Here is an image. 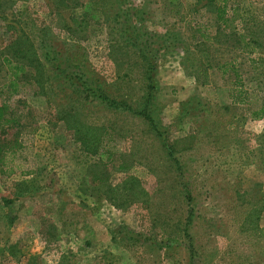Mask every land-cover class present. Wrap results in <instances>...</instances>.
<instances>
[{
	"label": "rangeland",
	"instance_id": "374dc122",
	"mask_svg": "<svg viewBox=\"0 0 264 264\" xmlns=\"http://www.w3.org/2000/svg\"><path fill=\"white\" fill-rule=\"evenodd\" d=\"M225 3L237 17L224 27L214 0H0V85L3 57L24 66L12 113H26L0 139L36 126L34 172L0 175V264H264V115L232 104L216 67L264 90V0ZM190 23L210 38L194 44ZM142 46L157 80L146 102ZM80 80L154 118L170 151Z\"/></svg>",
	"mask_w": 264,
	"mask_h": 264
},
{
	"label": "trees",
	"instance_id": "16d2710c",
	"mask_svg": "<svg viewBox=\"0 0 264 264\" xmlns=\"http://www.w3.org/2000/svg\"><path fill=\"white\" fill-rule=\"evenodd\" d=\"M226 0H214V2L217 4L216 6V18L217 21L223 23L224 27L227 26V24L231 21H233L236 16H230L226 17L225 11H226ZM223 3V4H222ZM76 24L82 25L86 24V21L81 20L73 21ZM129 22V21H128ZM131 22V20H130ZM129 22V23H130ZM125 25V24H124ZM129 25V27H128ZM189 25L190 29V39L194 44H201L204 41L208 40L210 37L205 32L204 29H201L200 26L196 25ZM126 26L128 28H133L135 33V28L132 27V23L127 24ZM127 27H124V35L129 34ZM122 33H123V27H122ZM147 46L140 47V52L143 57L144 65H142V75L144 76V88L146 90V97L145 101H150V99L153 97L154 92L157 89V80L155 78V65L153 64V56L150 54V52L147 50ZM45 58L50 61L53 60L49 57V54L46 53ZM152 58V59H151ZM3 62L6 66L7 70V77L8 80L0 85V131H4L7 128L10 127H18L21 125V120L26 116V113H21L19 115H15L12 113V102L13 98L20 94L23 89L21 88V84L17 80V74L18 71L23 72L24 66L17 65L11 61L8 57H3ZM217 69L221 70L222 75H226L228 79H233V81L230 82V88L228 90V96L231 99L232 104H243L246 106V110L248 111L249 116L252 119H258L261 118L264 115V90L260 92L251 91L249 89H246L243 87L242 82L240 80V75L236 67L233 65L231 61H223L221 63H218L216 65ZM52 69L55 72H61L59 71L58 65L52 64ZM13 70H15L13 72ZM11 71L13 72L11 75ZM10 74V75H9ZM80 79V77H73V79ZM73 79L69 82V84H74ZM77 80V79H76ZM79 81V80H77ZM79 84L82 86V90L89 91L91 90L92 94L99 100L100 104H104L108 107H121L122 105H125L126 111L131 112L134 115L142 116L145 120H147L151 130L155 135L158 137L161 136L163 140V145L166 148V150L170 151V145L167 142V138L163 137L164 134H161L160 131L157 129V124L155 122V119L152 118L150 115L142 111L141 109L133 108L130 105L124 103L123 101H116L114 99L109 98V96L101 89V88H91L86 80H80ZM30 93H36V87H32L31 90H29ZM258 99V100H257ZM190 102V101H189ZM25 104V103H24ZM26 105V104H25ZM36 126L33 125H24L20 128L19 134L14 137L13 139H0V175L1 176H11L12 174L19 172L21 175H28L34 172L33 169H24L22 167V161L25 162L28 160V157L30 156L29 149L30 147L27 146L24 143L25 136H31L33 132L35 131ZM27 133V134H25ZM106 133V130L104 129L100 135L97 136L96 143H97V149L104 147L103 138ZM88 134H83L82 137H80L79 141L82 143V146L84 148L85 142L88 141ZM77 141V142H79ZM82 148V150H83ZM28 150V151H27ZM108 150V149H105ZM84 154V153H83ZM82 154V155H83ZM76 155L75 153L72 154V157L74 158L75 162L78 164H87L90 160V156L87 154ZM123 165H118V168H123ZM185 194L186 196L189 195V190L185 188ZM262 237L264 238V227L261 229Z\"/></svg>",
	"mask_w": 264,
	"mask_h": 264
}]
</instances>
